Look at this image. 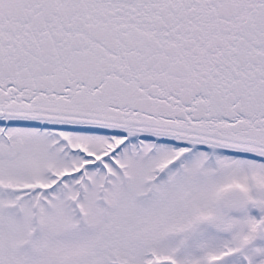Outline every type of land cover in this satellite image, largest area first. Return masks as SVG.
<instances>
[{
    "label": "snow or ice",
    "instance_id": "6c2138e0",
    "mask_svg": "<svg viewBox=\"0 0 264 264\" xmlns=\"http://www.w3.org/2000/svg\"><path fill=\"white\" fill-rule=\"evenodd\" d=\"M0 264H264V0H0Z\"/></svg>",
    "mask_w": 264,
    "mask_h": 264
}]
</instances>
